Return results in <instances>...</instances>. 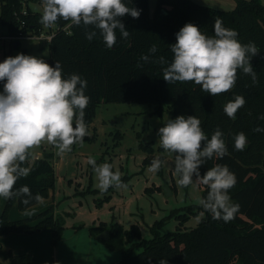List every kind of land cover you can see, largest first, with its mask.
<instances>
[{
	"label": "trees",
	"instance_id": "obj_1",
	"mask_svg": "<svg viewBox=\"0 0 264 264\" xmlns=\"http://www.w3.org/2000/svg\"><path fill=\"white\" fill-rule=\"evenodd\" d=\"M124 3L142 10L138 19L122 18L130 33L127 38L117 29L116 44L110 49L98 30L83 24L75 26L61 19L55 24L57 30L48 44L50 56L45 62L54 67L58 61L65 78L75 73L87 80L85 94L90 101L85 109L86 125L94 121L102 103L138 102L156 104L154 113L158 115H163L167 109L172 119L180 115L196 116L208 139L220 129L228 154L206 160L199 171L202 176L217 164L226 165L237 178L228 194L231 202L239 204L240 208L235 219L228 223L213 219L199 204L175 209L169 216L179 220L176 229L162 233L164 220L157 221L149 239L142 236L137 224L130 229H124L117 222L93 226L90 233L95 238L110 250L122 252L119 261L104 264H158L162 259L167 260V264H264V132L253 131L256 127L264 128V4L261 0H236L234 8L222 9L194 0H156L155 10L151 12L149 0H124ZM0 5V20L8 27L9 34H17L22 29L21 19L28 23L23 28L25 31L40 33L44 29L40 23L42 13L32 10L30 3L26 16L20 13L23 0H0ZM216 19L221 20L225 28L237 31L241 43L254 42L260 50L251 60L258 83L253 85L250 76L238 71L233 89L216 96L204 92L194 82L167 83L163 79V69L173 60L171 45L176 43L175 34L186 23H192L202 33L214 35ZM86 31L97 34L89 41L85 38ZM153 45L157 48L155 54L149 52ZM143 55H149L150 60L143 61ZM161 56L165 64L158 62ZM3 84L0 81V92ZM236 95L243 96L246 103L237 111L235 119H231L225 114L224 106ZM240 132L247 137L242 151L234 147V137ZM122 137L123 133L117 130L114 134L116 144ZM86 138L89 141L96 136ZM138 148L147 154L145 164H151L154 159L150 155L162 150L154 141L141 139ZM173 156L175 158L174 153ZM163 158L161 155L159 160ZM21 166L29 168L30 172L17 180L14 190L26 185L33 195L48 197L57 177L54 153L45 151L41 158L34 159L31 152ZM200 185L202 198H206L210 189ZM15 204L18 209L26 210L37 203L25 206L18 198L8 199L0 215V236L34 234L50 228L52 243L60 242L65 230L62 215H55L53 208H49L36 216L13 220L10 211ZM179 210L183 212L175 214ZM200 213H204V217L198 226L184 227L190 216ZM104 231L109 232L107 239L99 236ZM9 259L10 264L33 263L30 253L10 252ZM0 264L4 263L0 261Z\"/></svg>",
	"mask_w": 264,
	"mask_h": 264
},
{
	"label": "clouds",
	"instance_id": "obj_2",
	"mask_svg": "<svg viewBox=\"0 0 264 264\" xmlns=\"http://www.w3.org/2000/svg\"><path fill=\"white\" fill-rule=\"evenodd\" d=\"M42 5L40 23L44 27L50 28L61 19L75 26H91L99 31L110 49L116 44L117 29L123 38L130 34L122 18L138 19L142 11L128 7L124 0H42ZM213 31L214 35L209 36L198 26L186 23L175 34L176 43L171 45L173 60L163 69V79L167 83L194 82L212 96L231 91L238 71L250 76L253 85L258 83L251 64L252 58L260 53L256 44L241 43L237 39L238 32L225 28L219 19L214 21ZM96 34V31H86L85 38L91 41ZM149 52L155 54L156 46L153 45ZM141 59L148 62L150 56L143 55ZM158 62L166 63L163 56ZM0 81L4 82L0 92V197L18 198L25 206L42 203L43 197L33 195L26 185L14 190L17 180L30 172L21 165L29 158L31 150L42 143L54 146L57 154L62 155L70 152L73 144H82L84 138L90 136L84 120L90 101L85 94L87 80L75 73L65 78L58 61L53 67L44 59L20 53L0 62ZM245 103L243 96L236 95L224 106V112L235 119ZM253 131L264 132V128L256 127ZM158 136L160 147L175 154L174 174L179 177L178 185L208 186L207 197L199 199L198 204L211 213L213 219L225 223L235 219L240 206L233 204L228 194L237 183L235 174L226 165L219 164L202 176L199 171L206 160L228 154L223 132L216 129L208 139L196 116L180 115L168 119L159 128ZM246 143L243 132L235 135L236 150L242 151ZM87 162L93 166L102 192L110 187H126L121 173L114 172L109 163L97 165L91 157ZM161 166V160L154 159L148 171L155 173ZM158 264H167V260L162 259Z\"/></svg>",
	"mask_w": 264,
	"mask_h": 264
},
{
	"label": "crops",
	"instance_id": "obj_3",
	"mask_svg": "<svg viewBox=\"0 0 264 264\" xmlns=\"http://www.w3.org/2000/svg\"><path fill=\"white\" fill-rule=\"evenodd\" d=\"M87 128L91 133L89 137L92 138L97 135L98 130L95 119L91 124L87 125ZM94 140L95 138L91 141L89 140V143L83 146L81 145L78 149L75 148V146H71L72 150L62 155L57 154V149L55 147L54 149L52 148L51 150H48L49 152L54 153V166L57 176L54 188L50 190L48 197L43 198L42 203H37L26 210L18 209L15 204L10 211V219L16 220L36 216L49 208H53V213L55 215H62L65 219L63 237L57 245L52 243V245L48 247L41 240L44 238V234L46 235L45 238L49 236V233L52 235L50 228H45L34 234L10 233L3 236L2 238L4 239L2 240L7 238L9 242L11 241V243L12 241H14V243H19L21 241L27 242L24 245L19 244L18 246H14L13 244L12 247H17L18 250L16 251L18 253L22 254L32 252L30 254H32L33 258H36V250L38 248L40 250L42 249L40 251L41 255L39 264H66L68 259L70 260V257L74 256L75 252H79L81 255L76 256L80 259V264H102L105 263L104 261H107L105 258L111 259L114 257L113 254H115L114 252L116 251L110 250L104 243L95 238L90 233V228L93 226H99L101 223L109 225L113 222H117L125 228L126 222L130 221L133 214L131 209L133 204L132 202L137 197L138 193L127 197L124 195V191L119 193L118 189L114 187L109 188L106 192H102L98 188V181L93 171V166L88 164L87 161L88 158L91 157L96 160L97 165H101L104 163H99V161H101L102 158L105 160L111 155V153L123 158L128 151H131L130 154L132 158L138 156L143 162L146 159L147 154L139 150L138 145L140 139L138 138L135 140V143L133 144L134 146L131 148H125V150L118 153L116 152L118 147L120 146L123 148L121 142L118 144L114 142L112 148L108 145V143H106V148L102 149L103 147H101L97 151L93 152V148L91 146L93 145ZM155 146L159 147L160 145L155 143ZM133 148L134 151H132ZM31 152L34 154V158L36 156L41 158L44 153L41 151H37L35 153L33 150H31ZM165 153L166 152L162 149L150 155L153 159H159V157L163 155V166L165 164L164 167L162 166V176L160 175L165 183L162 185V182L157 179L154 181L155 183H153V186H158L161 190L156 192H158V194H163V186L167 185L171 190L167 195L172 197L173 195H177V193H179V185L177 183L179 177L174 175V164L172 162L170 163V160L172 159H169L170 157ZM167 161H169V163ZM111 162L112 160L108 163L110 164ZM147 166L150 167V165ZM149 167H146L144 172ZM121 172H124V166L121 167ZM149 183L150 180L146 179V183L143 184L141 188L149 187ZM199 187L202 189L200 184ZM140 196H142V194H140ZM7 200L8 199L0 197V215L4 210ZM166 201L168 202L169 199ZM203 216L204 213H200L198 215L201 220ZM132 225L134 224H131V226ZM186 228L191 229L187 226ZM28 242H35L36 244L32 247L28 244ZM61 243L62 245H60ZM61 246L65 247V250H62ZM92 251L97 255L96 257L100 258V260H97L98 262L90 260L91 258L88 253ZM9 253L7 258L6 256L4 258L1 256L0 260L3 259L7 263H10Z\"/></svg>",
	"mask_w": 264,
	"mask_h": 264
},
{
	"label": "rangeland",
	"instance_id": "obj_4",
	"mask_svg": "<svg viewBox=\"0 0 264 264\" xmlns=\"http://www.w3.org/2000/svg\"><path fill=\"white\" fill-rule=\"evenodd\" d=\"M150 1V11L153 12L156 7V0ZM197 3L215 7L222 9H232L236 5V0H194ZM264 4V0H261ZM1 8V5H0ZM30 8L34 11H39L42 13L43 5L42 0H31ZM52 28L56 29V25H53ZM48 29L44 27V31ZM9 31L8 27L4 25L0 20V62H3L5 58L12 56L15 57L17 54L23 53L25 55L35 56L45 61L49 58L50 52L48 47V42L46 40L34 37V38H24L19 40V46H14V42L12 43L10 40H4L2 37L8 36ZM2 38V39H1ZM3 89V87H2ZM156 104L149 103H138V102H123V103H102L96 112L95 123L97 125L98 133L96 135V139L94 140L93 152L97 151L99 148H106V143H108L111 148L114 145V134L117 130L123 133V137L121 143L123 148L120 146L116 150V152H120L125 150V148H131L134 146L135 140L140 137L144 142L154 141L159 145V136L158 130L160 127H163L168 119H172L171 113L169 110H165L163 115L155 114ZM93 138V137H92ZM139 139V138H138ZM91 141V140H90ZM89 143L87 138H84L82 144L76 143L72 146L75 148H79L81 145H85ZM54 149V146L48 143H42L40 146L32 149L33 152L41 151L45 152L51 149ZM134 151V148L132 149ZM131 151H128L123 158L118 157L117 155L111 153L105 160L99 161V163H108L112 160L110 165H112V170L119 171L121 173V180L126 185L124 188L118 189L119 193L124 191L125 196H130L138 193L137 197L133 200L132 204V216L130 221L126 222V229L131 228V224H137L140 226L142 230L143 237L145 239H149L153 236L151 228L157 221L164 220V224L162 225V229L160 231L162 233L174 231L176 227L179 225V220L175 216H169L171 212L175 209L181 208L182 206H188L191 203H198V200L202 198L203 191L199 187V185L193 184L188 187H182L179 185V193L177 195H171L172 197L165 194V190L162 193L158 194L161 189L153 186L154 181L159 179L162 182V185L165 183L163 178L161 177L163 173L162 166L159 171L152 173L149 172L148 169L144 172L147 165L142 159L138 156L131 157ZM168 154L170 163L174 164V156L173 153L166 152ZM136 155V154H135ZM35 159V158H34ZM98 159V157H97ZM169 163V161H167ZM124 166V172H121V167ZM165 166V164H164ZM163 166V167H164ZM174 170V166H173ZM174 172V171H173ZM161 175V176H160ZM175 175V174H174ZM176 176V175H175ZM146 179L150 180L149 187L141 188L143 184L146 183ZM179 179V178H178ZM195 180V176L193 177ZM178 181V180H177ZM164 189V186H163ZM142 194V196H140ZM162 194V196H161ZM164 199V201H163ZM169 201L167 202L166 200ZM182 210H179L177 213H182ZM204 217V216H203ZM188 223L185 224L184 227L194 228L199 225L201 222V218L198 216H190ZM121 225V224H120ZM123 228L124 226L121 225ZM124 228V229H125ZM41 240L45 243L46 246L50 247L52 245V235L49 233L47 238ZM3 236H0V257L4 258L8 256L9 252H14V254H20L16 250L19 244H26V241H21L19 243H14V241L9 242L7 238L2 240ZM32 247L36 243H29ZM62 245V243L60 244ZM14 251H13V249ZM38 248V247H37ZM43 248V247H42ZM62 250H65V247L61 246ZM42 250V249H41ZM39 248L36 250L37 257L33 258L32 264H39L40 262V251ZM141 249L138 248L136 251L139 252ZM32 253V252H30ZM115 254L113 258L107 259L104 261L105 263L117 262L122 257V252L117 250L114 252ZM34 254V253H33ZM35 255V254H34ZM90 260L94 262H98L100 258L96 257L97 255L92 251L89 252ZM76 256H81L79 252H75L74 256L68 259L66 264H80V259ZM4 264H10L0 260ZM83 264V263H81ZM101 264V263H96ZM104 264V263H102Z\"/></svg>",
	"mask_w": 264,
	"mask_h": 264
},
{
	"label": "built area",
	"instance_id": "obj_5",
	"mask_svg": "<svg viewBox=\"0 0 264 264\" xmlns=\"http://www.w3.org/2000/svg\"><path fill=\"white\" fill-rule=\"evenodd\" d=\"M29 3L30 1L29 0H23V6H22V9H21V15H28L29 14V9H28V6H29ZM20 23H21V30L17 33V34H9L8 36H5V37H2L4 40L8 39L10 40L12 43H16V42H19V40L21 39H24V38H34V37H37V38H40V39H43V40H46L48 43L52 40L54 34H55V31L57 30V27L56 29L54 28H47L48 30L47 31H44L41 30L40 33H35V32H32V31H25L23 28L27 27L28 26V23L25 19H21L20 20ZM1 38V39H2ZM40 158L39 156H36L35 159H38Z\"/></svg>",
	"mask_w": 264,
	"mask_h": 264
},
{
	"label": "water",
	"instance_id": "obj_6",
	"mask_svg": "<svg viewBox=\"0 0 264 264\" xmlns=\"http://www.w3.org/2000/svg\"><path fill=\"white\" fill-rule=\"evenodd\" d=\"M20 43L19 42H16L15 44H14V46H18ZM168 189H169V191H168ZM164 190H165V194L167 195L168 193H170V188L167 186V185H164ZM100 238H102V239H107L108 238V232H103V233H101L100 235Z\"/></svg>",
	"mask_w": 264,
	"mask_h": 264
}]
</instances>
